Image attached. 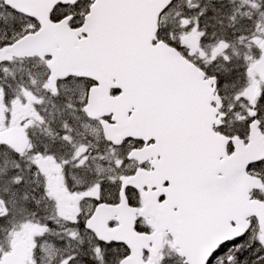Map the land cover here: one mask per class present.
<instances>
[{
  "label": "snow or ice",
  "instance_id": "obj_1",
  "mask_svg": "<svg viewBox=\"0 0 264 264\" xmlns=\"http://www.w3.org/2000/svg\"><path fill=\"white\" fill-rule=\"evenodd\" d=\"M0 264H264V0H0Z\"/></svg>",
  "mask_w": 264,
  "mask_h": 264
}]
</instances>
